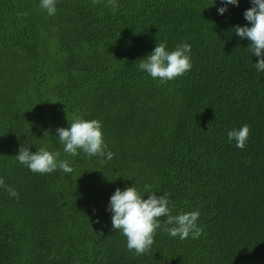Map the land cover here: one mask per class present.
Listing matches in <instances>:
<instances>
[{
    "label": "trees",
    "instance_id": "1",
    "mask_svg": "<svg viewBox=\"0 0 264 264\" xmlns=\"http://www.w3.org/2000/svg\"><path fill=\"white\" fill-rule=\"evenodd\" d=\"M117 3L56 0L49 16L40 0H0V177L19 193L0 188V264H264V72L233 31L251 0L223 15L221 0ZM162 42L190 44L192 63L164 84L137 61ZM74 115L102 122L112 160L63 152L56 129ZM244 124L241 150L227 133ZM21 143L74 171L31 172ZM146 184L173 215L199 210L202 235L157 230L150 252L128 251L110 197Z\"/></svg>",
    "mask_w": 264,
    "mask_h": 264
},
{
    "label": "clouds",
    "instance_id": "2",
    "mask_svg": "<svg viewBox=\"0 0 264 264\" xmlns=\"http://www.w3.org/2000/svg\"><path fill=\"white\" fill-rule=\"evenodd\" d=\"M92 3L100 4L102 0H92ZM221 3L225 6L218 8V13L223 15L227 11L228 4L238 6L239 0H221ZM251 4L252 7L243 14L250 26L235 25L233 31L241 40L249 41L247 48L251 54L258 57V62L253 64V67L258 72H264V0H251ZM107 5L114 11L119 7L117 0H107ZM40 7L52 16L56 13V0H40ZM21 15L26 16L27 13ZM190 54L191 45L187 42L178 44L171 51L167 50L166 42L156 43L151 53L137 60L138 67L151 78L159 79V82L164 84L191 70ZM67 120L68 127L56 129L65 154L76 156L82 151L88 158L100 157L101 164L113 159L114 153L108 150L103 138L101 121L87 120L79 115H74L71 119L67 117ZM45 135H49V132L45 131ZM249 136L250 126L247 124L233 128L227 133L229 142L235 141L236 147L241 150L245 148ZM60 157L59 150L50 151L48 146H42L33 153L29 151V146L21 143L15 159L31 172L41 175L51 174L58 169L64 173H72L74 169L69 161ZM0 188H4L10 196L19 198V193L7 185L3 177H0ZM144 193H147V199L144 198ZM170 204L168 193L157 195L152 191V186L147 184L142 193L133 185L125 187L124 190L117 188L110 197L107 210L112 214V229L126 237L127 250L134 252L136 256H142L151 251L157 230H162L171 237H179L181 240L190 235L193 239L202 235L203 228L197 224L199 210L181 211L173 215ZM162 218L166 219L162 222Z\"/></svg>",
    "mask_w": 264,
    "mask_h": 264
}]
</instances>
